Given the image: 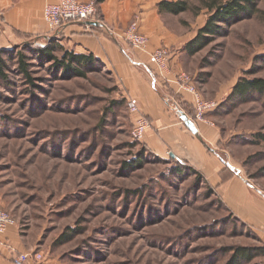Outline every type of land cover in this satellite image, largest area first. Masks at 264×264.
Listing matches in <instances>:
<instances>
[{
  "label": "rangeland",
  "instance_id": "374dc122",
  "mask_svg": "<svg viewBox=\"0 0 264 264\" xmlns=\"http://www.w3.org/2000/svg\"><path fill=\"white\" fill-rule=\"evenodd\" d=\"M143 1L147 10L140 7L123 30L136 22L139 34L162 37L166 73H183L180 85L218 103L203 122L219 140L206 149L224 173L264 192V93L232 92L243 79L264 81V0H242L249 12L214 20L220 29L206 40L199 33L213 15L211 0H189L177 14L161 9L164 0ZM28 41L16 44L27 72L5 57L0 78V209L13 219L23 251L42 255L24 264H225L233 248L259 245L201 174L177 173L168 153H144L131 136L138 112L128 110L111 73L95 63L70 74L37 57Z\"/></svg>",
  "mask_w": 264,
  "mask_h": 264
},
{
  "label": "crops",
  "instance_id": "0c3cea01",
  "mask_svg": "<svg viewBox=\"0 0 264 264\" xmlns=\"http://www.w3.org/2000/svg\"><path fill=\"white\" fill-rule=\"evenodd\" d=\"M55 1L0 0V48L10 49L24 37L41 41L56 38L65 50L92 54L102 69L113 75L121 96L135 98L138 115L147 118L149 124L140 143L158 154L168 153L172 159L201 174L228 211L256 235L254 239L258 244L264 245V192L253 188L233 171L224 173L219 158L205 146L217 144L218 131L210 123L194 120L192 96L179 91L175 75L167 74V80L157 75L148 57L154 49L162 47V37L148 30L146 51L134 49L121 37L133 13L140 7L142 13L145 12L147 3L143 0H97L104 23L94 21L96 24L86 26L70 22L52 33L43 19V9ZM178 56L179 53L171 61L174 67L179 66ZM165 89L168 91H163ZM183 114L194 122L196 133L185 125ZM24 249L13 225L0 234V264H13L10 250L24 252ZM257 262L264 264V255L258 256Z\"/></svg>",
  "mask_w": 264,
  "mask_h": 264
},
{
  "label": "trees",
  "instance_id": "16d2710c",
  "mask_svg": "<svg viewBox=\"0 0 264 264\" xmlns=\"http://www.w3.org/2000/svg\"><path fill=\"white\" fill-rule=\"evenodd\" d=\"M188 1L189 0H176V1H171V0H164L159 5L162 7V10L169 11L173 14H177L183 11L188 10ZM242 0H230L228 2L224 3H219L217 0H211L209 3H207L206 7L210 10L213 11V15L210 16L204 27L201 29L202 31L199 33L200 36H202L203 40H206L209 35L206 32H211L214 33L216 32L217 26L214 25V20L218 22H228L232 20H235L242 14L243 12L247 11L249 12L248 9L245 7H242L240 3ZM248 1V0H245ZM251 12V11H250ZM49 42H48V41ZM46 41H41V40H36V39H30L28 42L32 49H34V53L37 57L41 58L44 62L46 63H51L52 65L60 66V68L68 72L70 74H78V75H83L85 72V69L88 68L90 65L99 63V61L90 53L88 54H77L72 51L65 50L58 40L56 38H51L47 39ZM40 41V42H39ZM194 41V40H193ZM192 41V42H193ZM191 42V43H192ZM189 43L186 45L187 51L188 52H193L194 49L196 48V44L192 45ZM201 44L204 43V41L200 42ZM26 45L25 43H23ZM22 45V46H24ZM18 46H13L10 49H2L0 48V78H6L5 76V57L8 59H14L20 63L19 65V71L20 72H27L26 69V64L23 63V58L24 55L20 54L17 51ZM60 51V57L55 55V51ZM101 65V64H100ZM242 85V86H241ZM236 93L238 94H245L247 91H256V92H262L264 93V81L262 79H243L240 87L239 85L236 86L233 89V94ZM225 101V100H224ZM223 101V102H224ZM215 111V110H214ZM137 143V141H136ZM141 145V144H140ZM144 147V153H148V149L142 144ZM136 159L138 156H134ZM138 159V158H137ZM175 160L171 158V161ZM175 164L172 165L173 167H176V172L180 173L181 170H188L192 174L197 175V172L192 169L191 167L187 166L184 163H181L178 160H175ZM132 166H137V165H132ZM197 177L201 180V177L197 175ZM209 188V191L211 193L214 192L213 187H211L209 184L207 186ZM219 198V197H218ZM221 201L223 207L225 210L228 212L229 216L231 219H233L235 222L237 221L241 226L245 227L248 229L250 235L253 238H256V235L248 228L245 226L244 223H242L240 220H238L232 213L228 211L222 200L219 198ZM255 235V236H254ZM233 255L231 258L227 261L225 264H248L250 263L254 258L264 255V245H258L255 247V249H252V247H235L233 248ZM253 264H258V262L253 263Z\"/></svg>",
  "mask_w": 264,
  "mask_h": 264
},
{
  "label": "built area",
  "instance_id": "2783aa9c",
  "mask_svg": "<svg viewBox=\"0 0 264 264\" xmlns=\"http://www.w3.org/2000/svg\"><path fill=\"white\" fill-rule=\"evenodd\" d=\"M96 15L97 7L95 0H56L54 3L45 5L43 9V19L48 25L49 31L52 33H57L64 27V25L70 22L82 23L86 26H90L91 24H88V21H98ZM121 37L134 49L141 51L147 50L148 37L138 33V24L136 22H132L128 28L123 30ZM148 58L149 62L154 65L157 75L159 77H166V71L169 67L170 61V51L166 47H158L149 53ZM176 79H179V81L182 82L186 80L187 77L181 73L176 74ZM176 79L174 80L178 85L179 91L189 93L192 96L191 105L195 112L194 120L204 121L205 114L214 111L218 106V103L201 102L191 86L180 85ZM126 105L130 112H138V105L135 98H127ZM147 125V118L142 114L139 115L133 122L131 129L132 138L136 141H142ZM12 224H14V221L10 215L6 211L0 209V234L4 233ZM31 258L40 260L42 255L40 253L29 254L27 252H19L12 256L11 261L13 264H24L30 261Z\"/></svg>",
  "mask_w": 264,
  "mask_h": 264
},
{
  "label": "water",
  "instance_id": "95a60500",
  "mask_svg": "<svg viewBox=\"0 0 264 264\" xmlns=\"http://www.w3.org/2000/svg\"><path fill=\"white\" fill-rule=\"evenodd\" d=\"M88 24H96L94 21H88ZM182 120L184 121L185 125L188 127L189 130H191L193 133L197 132V129L195 127L194 122L191 119H188L186 115H182Z\"/></svg>",
  "mask_w": 264,
  "mask_h": 264
}]
</instances>
